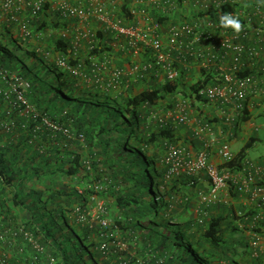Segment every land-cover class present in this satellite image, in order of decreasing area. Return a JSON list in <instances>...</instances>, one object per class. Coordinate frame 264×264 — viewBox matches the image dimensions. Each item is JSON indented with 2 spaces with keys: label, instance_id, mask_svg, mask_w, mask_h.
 Wrapping results in <instances>:
<instances>
[{
  "label": "trees",
  "instance_id": "16d2710c",
  "mask_svg": "<svg viewBox=\"0 0 264 264\" xmlns=\"http://www.w3.org/2000/svg\"><path fill=\"white\" fill-rule=\"evenodd\" d=\"M47 8L45 4L44 9ZM43 10L37 20L42 19ZM155 17L161 22L167 19L158 12ZM14 27L11 22L0 20V229L4 232V228L23 227L45 247V252L39 254L23 235L11 237L8 243L0 242L1 250H7L9 255L7 264H34L33 255L39 256L35 264H51L50 255L56 258L55 264H135L122 257L125 252L119 251L115 231L160 223L170 225L174 220V196L166 181L167 176L176 174L168 175L166 155L168 146L177 142L178 124L184 122L177 117V124L162 122L159 131H150L144 123L146 109L162 104L165 97L171 100L179 92H185L195 102H212L202 90L218 84L220 80L215 78L218 69L212 67L204 79L186 88L182 84L186 71L180 63L174 60L180 69V76L175 80H170L155 64L151 71H142L138 76L141 79L140 76L148 73L155 80L162 78L165 81L162 86L153 85L138 94L121 96L109 85L108 78L112 70L122 67L113 61V55L108 56L112 52L106 51L112 47L108 46L102 31L95 35V46L87 47L90 55L77 56L63 39L55 47L31 49L15 37ZM237 33L243 41L251 35L249 29ZM248 47L243 57L259 59V62L263 59L259 70L241 69L240 74L254 71L264 76V56L257 59L250 54L253 46ZM61 57L71 66L81 64L85 74H74L59 65ZM93 58L105 62L107 70L95 74ZM13 74L24 83L22 90L29 107L12 91ZM218 103L228 104L223 99ZM247 105L238 110L237 122L235 118H227V124H233L236 134L242 135L236 125L252 115ZM228 106L227 113L234 115L233 107ZM45 119L62 128L54 129ZM64 128H68L69 134ZM233 138L226 139L231 142ZM254 142L255 137L224 160L232 175L256 173V167L246 160L247 150ZM152 146L161 147V153L166 146L163 160L160 152H151ZM262 167L264 171V161ZM255 184L252 194L258 186ZM234 185L240 193L245 191L239 189V183ZM93 196L109 201L106 216L110 224L106 228L91 221L97 202ZM80 213L86 215V220L80 219ZM224 221L227 219L212 217L202 230L193 220L179 223L175 244L180 248L185 246L187 256H179L178 263L264 264V255L255 256L248 243L244 246L227 235L221 227ZM197 222L202 224L203 218L199 217ZM253 229L264 236V224ZM105 240L108 241L106 250L101 247Z\"/></svg>",
  "mask_w": 264,
  "mask_h": 264
},
{
  "label": "crops",
  "instance_id": "0c3cea01",
  "mask_svg": "<svg viewBox=\"0 0 264 264\" xmlns=\"http://www.w3.org/2000/svg\"><path fill=\"white\" fill-rule=\"evenodd\" d=\"M2 0H0L1 3ZM75 3V5H81L85 3V0H68ZM102 4L110 11L111 18L114 20L119 18L123 24L136 25L141 28L147 37L152 38L156 35L159 36L164 42H167L168 28L171 24H181L183 22L189 23H206L209 20H215L221 23V17L226 14H238L242 24V28L245 24V19L250 18L254 26L249 28L251 35L245 42L247 46H253L259 54L264 56V29L257 31V24L262 21L264 26V0H169L165 3V0H122L120 3H113L112 0H100ZM225 1L227 3H219ZM60 0H47V9H44L42 13V19L37 20L30 15V10L27 6L21 5L19 8L12 10L11 12L2 10L5 13L4 21L10 23L9 17L11 14H15L17 21L11 22L14 29H16L15 37H19L23 44L25 41L26 46L31 49H41L48 47H55L58 40L63 39L71 46L76 55L87 54L88 39L79 38L78 33L83 30L93 31L95 26V35L99 31L103 33L108 29L106 23L94 22L89 20L82 22L80 20L71 21L69 18H62L59 15L58 4ZM164 4L167 5L169 13L165 18V22L162 23V28L158 31L152 29L141 15L133 16L130 12L131 7L137 6L139 9L147 8L149 12L155 16L160 7ZM223 4V5H221ZM163 10V9H162ZM132 17V18H131ZM65 20V21H64ZM27 21L32 29L33 35L31 37H23L19 28V23ZM53 25L44 30V26ZM245 28V27H244ZM216 37L222 38L226 35L230 36L233 41H243L238 37V33L231 27L219 26L213 29ZM123 37V36H122ZM107 38V34H105ZM99 42V41H98ZM108 46H111L108 44ZM112 54L109 57H115L113 61L121 65L125 70V80L130 85L132 80L130 92L133 93V89L136 90L140 86V92L147 87H153L158 82L162 81V78L155 80L153 77H147L144 79H138L135 72L131 73V65L139 64L144 65L151 56V47L140 44L137 51L132 53L131 50H127L128 45H118L117 48L111 46ZM127 47V48H126ZM188 48L181 47L173 50L168 49L169 57L176 63L181 64V68L185 69L186 80L191 83L196 80L204 79L207 73H210L212 67L221 68L222 71H227L233 62V51L231 48L222 49L217 43H204L199 45L195 52V55L188 54ZM218 53V61L210 62L203 57H199V54L203 53ZM105 53V52H104ZM59 54V53H57ZM119 54V55H117ZM54 55L51 54V57ZM61 56V55H60ZM190 56L188 61L187 57ZM260 58V62H261ZM242 70L247 68L252 70H259L260 62L255 61L247 56L242 59ZM263 62V61H262ZM115 64V63H114ZM114 67L116 65H113ZM255 68V69H254ZM218 71V70H217ZM247 74L251 79V87H254L253 95L251 96L249 110L252 114L249 120L244 122V133L242 135L236 134V128L230 122L227 124L226 114L227 106L233 107V100L227 102L228 104H222L218 102H203L194 103V101L188 104H180L179 102L170 101L165 97L161 102L167 101L169 105H172V110L179 107L176 111L180 115H185L186 119L183 124L177 126L176 138L177 143L175 145L181 146L191 157H196L199 152L206 148L211 142L223 141L229 136H234L231 140L232 149L234 152L241 150L242 146L247 143L248 140L255 137V142L247 150H249L258 141V137L254 132L255 122L254 119L257 116L258 108L264 107V76L258 73ZM242 73V72H241ZM148 75V73H146ZM216 78V77H215ZM217 82V81H216ZM220 84L221 82H217ZM257 91V93H256ZM171 100H174L173 98ZM170 101V102H169ZM172 103V104H171ZM164 104V103H162ZM229 107V106H228ZM236 107V105H235ZM231 108V107H230ZM170 116L173 114L171 108ZM167 113V112H166ZM168 115V116H169ZM169 116V117H170ZM203 121H207L208 127H203ZM180 126V127H179ZM240 143L242 144L240 147ZM214 148V147H212ZM166 146L164 152L161 153V147H151V152L158 151L161 153L162 160L166 153ZM210 157L213 162L219 164L224 162L225 158L219 153L216 148H210ZM247 161L253 165L256 170V179L259 183H264V171L262 170V164L264 161V155L251 158L247 154ZM245 175H240L237 178L238 181H245ZM167 184L169 185V191L173 197V214L174 220L168 224H153L147 227H134L130 230L121 231L116 230V244L125 246V253L122 257L128 256L135 264H142L143 261L149 263L160 264H180L179 256H187L185 253V246L180 248L175 243L178 238V225L179 223L186 222L188 220L196 221V226L202 230L203 225L206 227L212 217L225 218L227 221L221 223V227L226 229L228 236H231L239 243H245L252 248L255 256L264 255V236L256 233L253 228L262 226L264 224V207L258 203V200L253 197L252 189L254 184H246L245 191L239 192L235 188L234 181L225 186L215 198L210 197V200H205L204 194L209 193L210 180L205 171L197 172L194 174H188L180 172L173 177L167 176ZM105 205H109L107 199H100ZM111 211V210H110ZM204 211H206L204 213ZM204 213V215H203ZM199 217L203 218V223L197 222ZM93 215L92 219L94 220ZM112 218V217H111ZM205 219V223H204ZM202 233V231H201ZM121 248V247H120ZM123 249V248H122ZM7 252V250H5ZM9 251V250H8ZM177 262V263H176ZM23 263V261H22Z\"/></svg>",
  "mask_w": 264,
  "mask_h": 264
},
{
  "label": "built area",
  "instance_id": "2783aa9c",
  "mask_svg": "<svg viewBox=\"0 0 264 264\" xmlns=\"http://www.w3.org/2000/svg\"><path fill=\"white\" fill-rule=\"evenodd\" d=\"M122 0H112L113 3H120ZM45 0H2L0 3V11H12L19 8L21 5H25L30 10V15L34 18L40 16L44 8ZM163 9V10H162ZM58 10L62 18L76 17L82 22L88 21L90 18H97L103 23H106L108 29H112L118 35L126 36L129 40L130 45L137 51V45L140 42L145 43L147 46L151 47L154 51V59L147 61L144 65L135 64L131 68V72L141 73L142 71H151L154 65H158L170 80H175L180 76V69L174 65V61L170 60L168 55V49L181 48L186 46L188 48L189 55H195L196 48L201 43H213L215 41L214 33L210 31L211 28H215L218 25L213 21H209L205 24H192L188 22H183L181 24H171L169 26L167 42H164L159 36L149 38L146 36L145 32L136 25L127 26L123 24L121 20H113L110 17L109 10L102 4L100 0H85V3L81 5H75L68 0H60L58 4ZM161 11L166 13L167 6L161 7ZM133 16L141 15L146 23L155 31L161 27V22L156 20L146 8L139 9L137 6H133L130 9ZM10 22L17 21L15 14H11L9 17ZM20 31L23 37H31L33 35L32 29L27 21H22L19 23ZM79 38H87L90 47H94L96 43L95 32L90 30H83L78 33ZM218 44L223 49L231 48L233 51V64L228 68V71L222 72V78L224 84H216L207 86V90H202V93L206 92L207 96L211 100L223 99L233 97L240 101L238 107H243L245 101L250 94L251 89V79L248 76H239V72L242 69V56L247 51V48L242 43L233 42L232 38L229 36H224L218 39ZM251 55H255L256 52L252 48L250 51ZM200 55V54H199ZM207 60L212 62L213 59L217 58L218 55L215 53H208ZM92 67L94 73H103L104 69L107 70V65L105 62L100 61L97 58H93ZM59 65L64 68H68L74 74L84 75L85 72L82 70L81 64L78 66L69 65L65 57L58 59ZM14 82L12 83V91L17 94V98L22 101L23 104L30 106L25 95L23 94L22 86L23 81L19 76L15 74L11 77ZM125 70L122 68H116L111 71L109 79V85L113 86L115 89L122 87L124 84ZM179 120L185 121V115L179 114ZM46 123L53 127L54 129H61L62 127L57 125L51 120L45 119ZM64 131L69 134L68 128H64ZM81 138L82 135L80 136ZM214 145L213 143L210 145ZM219 153L225 159H230L232 157V150L228 141H223L219 146ZM166 163L170 167L168 175L178 174L180 172H186L188 174L196 173L199 171H205L211 181V190L208 195H204L205 200H210V197H217L220 190L227 185V181L230 178V173H221L218 166L210 159L208 148H205L199 152L196 157H191L181 146L170 144L168 146V151L166 155ZM248 180L253 181L254 176L250 172L248 175ZM244 185H239V189L243 190ZM256 197H259L264 203V187H258L253 193ZM92 199L96 200L94 213L95 218L102 227L106 228L110 224V219L106 216L107 207L105 203L93 196ZM81 220H86V215L80 213ZM1 228V227H0ZM0 229V242L8 243L9 239L18 238L23 235L24 239L31 245V247L36 250L39 254L45 252V247L41 245L40 242L36 240L34 235L19 227L17 230L12 229ZM103 236H108L103 234ZM11 241V240H10ZM11 243V242H10ZM102 249H108V241H103ZM9 259L8 252H3L0 248V264H7ZM33 263L35 264L39 260L38 255H33L31 257ZM51 264L56 263V258L54 256H49ZM144 264H160V263H149L148 261H141Z\"/></svg>",
  "mask_w": 264,
  "mask_h": 264
},
{
  "label": "rangeland",
  "instance_id": "374dc122",
  "mask_svg": "<svg viewBox=\"0 0 264 264\" xmlns=\"http://www.w3.org/2000/svg\"><path fill=\"white\" fill-rule=\"evenodd\" d=\"M47 0H45V4H46ZM73 4V2H71ZM60 15V14H59ZM5 17V13H3L2 11H0V20L3 21ZM69 19H71V21H77L78 19L76 17H70ZM116 19H119V18H116ZM90 20H93L94 22H96L97 20L94 18V19H90ZM101 22V21H99ZM98 24V22H96ZM99 25V24H98ZM51 25L48 26V28L50 27ZM53 26V25H52ZM51 26V27H52ZM95 26L93 27V31H95ZM105 34H107V38H106V41L108 44H110L111 46H114L115 48H117L118 45H125L127 39L125 37H122V36H119V35H116L115 33L111 32V31H108L106 29V31L104 32ZM241 39V37H239ZM240 41V40H239ZM88 52V50L86 51ZM132 53H134V50H132ZM262 56V55H261ZM131 68H132V65H131ZM132 73V72H131ZM136 74V73H135ZM138 79L139 76L136 74L135 75ZM140 77H143L141 79H145L148 77V75H145V76H140ZM218 77L220 78V75L218 74ZM132 82V80H130ZM165 83L164 80L158 82V86H162L163 84ZM182 84H185L186 85V88L188 86H190V81H187L186 82V78L182 79ZM181 84V85H182ZM130 87L131 85H129V87H126L125 89H123V91L121 92V96L123 95H128V94H132V92H130ZM183 90L187 91L185 88H183ZM140 92V86H138V88L136 90L133 89V93L134 94H138ZM229 98V97H228ZM173 101L175 102H179L180 104H185L183 102V100L187 101L186 104H188L189 102L191 103V101H194V103H200L199 100H194V98L190 99L186 94L185 92H179V93H176L174 96H173ZM171 101V100H170ZM169 101V102H170ZM218 102V101H216ZM164 104H158L157 106L155 107H148L146 109V113H145V117H144V123L145 125L148 126V129L151 131H159L160 127H161V123H165V122H175V119L177 117H179V113L176 112L179 107H176L174 108V110L172 111V115L170 116L169 114V109L168 108H171L172 110V106L169 105V103L167 101H164L162 102ZM234 105L236 104V100L235 102H233ZM176 110V111H175ZM232 111V110H231ZM167 112V113H166ZM234 112H235V120L237 122V116H238V109H234ZM169 113V114H168ZM167 114V115H166ZM170 117H169V116ZM223 115L226 116V118H232L234 117L232 115V113L230 112V114H228L226 112V114L224 113ZM205 121H203L204 123ZM254 122H255V128H254V132L255 134L257 135L258 137V141L255 143V145L249 150L248 152V155L251 157V158H255L256 156H261V155H264V107L261 106L260 108H258V112H257V116L256 118L254 119ZM176 123V122H175ZM177 124V123H176ZM180 125V124H178ZM238 125V124H237ZM180 127V126H179ZM240 129V132H242V134L244 133V122L242 121L238 126H236ZM177 142L175 141V144ZM241 143H240V147H241ZM235 151V150H234ZM225 162V161H224ZM224 162H221L218 165V168L221 172L225 173L227 172V169H226V166L224 164ZM96 212L95 208L93 207V210H92V217L94 215V213ZM91 221L93 222V224H98V219L97 218H94L91 219ZM262 246H264V243H262ZM119 247V251H125V246H118ZM121 247V248H120ZM123 248V249H122ZM197 253V252H196ZM264 254V253H263ZM127 259H129L128 256H126ZM125 257V258H126ZM143 261V260H142Z\"/></svg>",
  "mask_w": 264,
  "mask_h": 264
},
{
  "label": "clouds",
  "instance_id": "9594fccd",
  "mask_svg": "<svg viewBox=\"0 0 264 264\" xmlns=\"http://www.w3.org/2000/svg\"><path fill=\"white\" fill-rule=\"evenodd\" d=\"M169 0H165V3H167ZM227 1V0H226ZM219 3H227V2H225V1H222V2H219ZM73 4H75V3H73ZM223 4H221V5H223ZM45 5V4H44ZM165 6H167L166 4H164ZM44 9V8H43ZM147 9V8H146ZM148 10V9H147ZM59 11V10H58ZM148 12H149V10H148ZM109 13H110V11H109ZM150 13V12H149ZM160 13H162V15H166V16H168L167 14L169 13V10H168V8H167V11H166V13H164V12H162L161 11V7L158 9V14H160ZM59 14H60V12H59ZM151 14V13H150ZM152 15V14H151ZM61 16V15H60ZM155 19H156V17L154 16V15H152ZM62 17V16H61ZM110 17H111V13H110ZM70 18V17H69ZM90 19H94V18H90ZM89 19V20H90ZM97 21H98V19L97 18H95ZM112 19V18H111ZM88 20V21H89ZM114 20H118V19H114ZM157 20V19H156ZM100 21V20H99ZM209 21H213L215 24H217L218 26L217 27H215V28H218L219 26H225V27H231L232 29H234L236 32H239V31H244V32H247L248 31V29L250 28V27H252V26H254V24L252 23V21H251V19L250 18H246L245 19V24H244V26H243V29H241L242 28V24H241V21H240V17H239V15L238 14H234V15H231V14H226V15H223L222 17H221V23H219V22H217V21H215V20H209ZM209 21H207V22H209ZM161 22V21H160ZM206 22V23H207ZM162 23L163 22H161V27L158 29V30H160L161 28H162ZM189 23V22H188ZM125 24V23H124ZM194 24V23H193ZM198 24H200V23H198ZM203 24H205V23H203ZM126 25V24H125ZM127 26H130V25H127ZM245 27V28H244ZM215 28H211L210 29V31L211 32H213L214 33V31H213V29H215ZM262 29H264V26H263V22L262 21H260L258 24H257V31H260L261 32V30ZM108 31H111V32H113V33H115L116 35H118L115 31H113L112 29H107ZM168 31H169V28H168ZM239 34V33H238ZM119 36H122V35H119ZM214 36H215V41L213 42V43H217L218 44V39H220V38H218V37H216V35H215V33H214ZM226 36H228V35H226ZM123 37H125L126 39H127V41H126V43H127V45H128V47H129V50H134V52H135V48H133L132 47V45H130V43H129V40H128V38L126 37V36H123ZM230 37V36H229ZM238 37H241V35L239 34L238 35ZM241 38H243V37H241ZM233 41V40H232ZM233 42H235V41H233ZM125 43V44H126ZM143 42H140V43H138V45H137V50H138V48H139V46H140V44H142ZM205 43H207V42H205ZM213 43H210V44H213ZM237 43H242L243 45H245L246 46V48H249L246 44H245V42L244 41H238ZM143 44H145V43H143ZM202 44H204V43H201V44H199V45H202ZM146 45V44H145ZM198 45V46H199ZM219 45V44H218ZM185 47V46H184ZM219 47H220V45H219ZM127 48V47H126ZM220 48H222V47H220ZM223 49V48H222ZM251 49H252V47H251ZM254 50H255V52H256V54H255V56L257 57V59H258V57L259 56H261L260 54H259V51H257L255 48H253ZM225 50V49H224ZM209 53H213V52H209ZM247 53V51L244 53V55ZM207 54L208 53H203V54H200L199 55V57H203V58H205V59H207L208 57H207ZM216 55H218V53H215ZM221 56V55H220ZM219 56V57H220ZM154 57H155V55H154V51H151V56H150V58H149V61H150V59L151 60H153L154 59ZM219 57H217V58H215V59H213V61H212V63L214 62H216L217 60H218V58ZM232 58H233V56H232ZM249 58H251V57H249ZM242 59H244V57L242 56ZM252 59V58H251ZM259 60V59H258ZM232 64H233V62H232ZM231 66V65H230ZM132 67H133V64H132ZM218 71H219V75H220V78L218 77V75L216 76V78L218 79V80H220V84H222V83H224V81H223V78H222V72H224V71H222V69L221 68H218ZM228 71V70H227ZM137 75H139L140 73H136ZM239 76H247V74H240V72H239ZM125 79V78H124ZM126 82V80H124V84L122 85V87L120 86V87H118V88H116V91H118L120 94H121V92L123 91V89H125L126 87H129V85H128V82L127 83H125ZM252 88H254V87H251V89H250V94L248 95V98H247V100L245 101V103H244V106L243 107H238L239 106V104H240V101L239 100H237V99H235V98H233V97H230L229 96V98H223V100H224V102H230V101H232L233 100V102H235V100H236V107H235V105H233V116L234 117H232L233 119L235 118V112H234V109H238V110H242L247 104V106H249V104H250V100H251V96L253 95V92H254V89H252ZM253 91V92H252ZM256 93H257V91H256ZM220 99H217V100H212V102H216V101H219ZM232 102V103H233ZM234 104V103H233ZM231 118V119H232ZM208 123H207V121L206 122H204L203 123V127L205 128V127H208V125H207ZM237 126V125H236ZM227 140V139H226ZM223 141H225V140H223ZM228 141V140H227ZM228 143L230 144V148H231V150H232V153L234 154V150L232 149V145H231V142L230 141H228ZM212 144V142L209 144V145H207L206 146V148H208V151H209V155H210V148L211 149H215V145H216V148H217V150L219 151V146L221 145V143H219L218 141H215V143L213 142V144L214 145H212V146H210ZM212 147H214V148H212ZM210 159H211V157H210ZM215 163V162H214ZM216 164V163H215ZM217 165V164H216ZM218 166V165H217ZM227 169V168H226ZM199 172H201V171H199ZM221 172V171H220ZM227 172H229L230 173V178L229 179H231V180H233L234 181V183L235 182H237V183H239V185H244V188L243 189H245V187H246V184H250V183H256L257 182V179H256V173L255 174H253V176H254V180L253 181H249L248 180V175H249V173H247L246 175H245V181H238L237 180V178H239L240 177V175H241V173L240 174H235V175H232V173L227 169ZM227 172H225V173H227ZM221 173H223V172H221ZM207 175V174H206ZM207 177H208V175H207ZM209 178V177H208ZM229 179H228V181H227V185L230 183V181H229ZM209 180H210V178H209ZM226 185V186H227ZM225 187V186H224ZM223 187V188H224ZM258 187H264V183H259L258 184V186H257V188ZM222 188V189H223ZM221 189V190H222ZM256 189V188H255ZM210 190H211V181H210ZM210 190H209V193H210ZM220 190V191H221ZM209 193H207V194H204V195H208ZM220 193V192H219ZM219 193H218V195H219ZM217 195V196H218ZM253 197L254 198H256L257 200H258V203L261 205V206H263L264 207V203L261 201V199L259 198V197H256L254 194H253Z\"/></svg>",
  "mask_w": 264,
  "mask_h": 264
},
{
  "label": "bare ground",
  "instance_id": "6f19581e",
  "mask_svg": "<svg viewBox=\"0 0 264 264\" xmlns=\"http://www.w3.org/2000/svg\"><path fill=\"white\" fill-rule=\"evenodd\" d=\"M222 84H224V83H222ZM183 102H184V103H185V105H186L187 101L183 100Z\"/></svg>",
  "mask_w": 264,
  "mask_h": 264
}]
</instances>
